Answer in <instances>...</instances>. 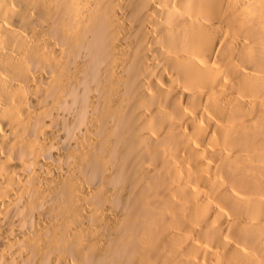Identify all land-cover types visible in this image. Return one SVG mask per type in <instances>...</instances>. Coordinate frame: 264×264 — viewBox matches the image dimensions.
I'll use <instances>...</instances> for the list:
<instances>
[{"label": "bare ground", "instance_id": "bare-ground-1", "mask_svg": "<svg viewBox=\"0 0 264 264\" xmlns=\"http://www.w3.org/2000/svg\"><path fill=\"white\" fill-rule=\"evenodd\" d=\"M0 264H264V0H0Z\"/></svg>", "mask_w": 264, "mask_h": 264}]
</instances>
